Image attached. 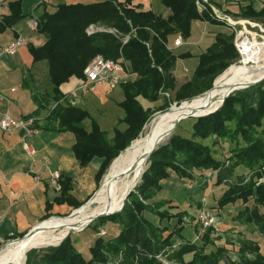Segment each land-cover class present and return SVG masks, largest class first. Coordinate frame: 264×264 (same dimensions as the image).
<instances>
[{"label":"trees","instance_id":"16d2710c","mask_svg":"<svg viewBox=\"0 0 264 264\" xmlns=\"http://www.w3.org/2000/svg\"><path fill=\"white\" fill-rule=\"evenodd\" d=\"M6 1L9 13L0 18V32L29 17L23 11V0ZM223 1L215 0V3L223 8ZM161 2L169 11L167 14L144 9L132 0H92L86 3L61 1L54 9L47 3L37 17L36 33L43 36V41L41 44L29 42L28 49L33 62L46 61L52 89L41 94L32 89L38 107L25 117L48 110L47 127L74 134L72 150L82 167L94 159L99 160L94 191L100 187L113 160L141 136L154 114L170 106L166 101L158 109H152L144 106V100L157 102L160 90H175L172 103L191 102L210 90L214 80L240 60L234 43L235 31L227 30L224 22L208 12L200 14L195 0ZM236 15L264 23V0L262 6L257 0H248ZM197 21L216 27L213 42L203 52L193 55L185 46L176 51L168 48L167 41L179 34L189 40ZM93 23L112 27L119 34H88L87 28ZM126 35L130 37L123 43ZM97 54L117 61L126 60L136 75L120 86L124 97L118 105L124 115L112 136L93 119L87 127L85 120L92 118L90 112L65 99L61 89L73 77H82L84 68ZM191 57H198L192 76L178 87L174 73L177 60ZM193 118L191 137L181 136L175 130L169 140L149 156L148 167L125 199L123 209L96 219L117 223L120 232L116 236L94 238L89 246L90 256L85 257L70 235L58 246L27 252L26 264H115L107 252L121 253L119 264H164L161 256L178 264H264V242L256 235L230 247L226 233L212 225L203 237L197 238L201 225L193 211L199 210L203 201L179 202L166 185L172 178H192L196 170L211 171L214 184L224 189L218 198L219 206L238 202L235 217L239 227L251 226L264 236V179L261 180L264 177V80L241 92L230 93L215 113ZM210 137H222L235 143L226 147L225 160L217 158L216 149L204 142ZM61 185L54 202H67L71 207L57 214L51 212L53 202L47 201L41 221L69 215L94 193L85 200H78L71 194L70 177ZM187 215L191 216L190 223L185 221ZM187 224L196 231L192 238L184 235ZM90 226L98 229L99 224H89L86 228ZM27 232L10 240L23 237ZM223 238L226 243L218 244Z\"/></svg>","mask_w":264,"mask_h":264},{"label":"rangeland","instance_id":"374dc122","mask_svg":"<svg viewBox=\"0 0 264 264\" xmlns=\"http://www.w3.org/2000/svg\"><path fill=\"white\" fill-rule=\"evenodd\" d=\"M38 1L39 0H23V11H24V13H26L28 15L31 14L34 11L33 9L37 6ZM59 1H62V0H58V2ZM64 1H67V2L80 1V2L86 3V2H90L92 0H64ZM223 3H224V5L222 7H223V9H225V11H227L229 14L233 15L235 18H240L241 16H238L236 14L240 12L241 5L247 4L248 0H241V1L240 0H238V1L225 0V2L223 1ZM257 3L259 4V6H262V0H257ZM55 7H56L55 4L50 5L51 9H54ZM154 9H155V11L161 12L164 14H167L169 12L168 9L162 4V2L160 0H155ZM42 12H43L42 7H39L35 11L34 15L38 16V15L42 14ZM26 19L21 20L17 24V26L20 28L26 29V22H27ZM250 19H252V18H250ZM252 20L258 22L262 26V28L259 26L247 25L246 28H247L249 33H245L243 36H241L239 42H242L244 38H248V37H250L249 39L255 38L258 42L264 41V23H262L261 21H257L255 19H252ZM97 25H103V24H97ZM104 26H106V25H104ZM215 28L216 27L212 26L210 23H208L206 21L194 22L192 36L189 40H187L188 44H186L184 46L193 55L200 53V52H203L206 49V47L213 42L214 37H215ZM226 29L232 31V28L228 25L226 26ZM172 41H173V39L168 40L167 44L171 45ZM28 43H29V39H28V42L26 45H28ZM234 43H235V40H234ZM184 46H182V47H184ZM178 49H172V50L176 51ZM239 53H240V60L238 61V63H235V64H240V62L243 59L242 51H239ZM15 54H12L9 56H13ZM44 62H46V61H44ZM197 62H198V57L182 58V59L177 60V65H176L174 73L176 75V83H177L178 87L181 84H183L184 82H186L188 79H190ZM231 65H234V64H231ZM38 76L41 79H40V82L38 84L32 85L34 90H36L39 94H41V92H43L45 90L52 89V83H51V79H50L48 70L45 71V70H42L40 68L38 70ZM134 77H136V75ZM77 78H79V77H73L69 81V82H72L70 84L73 85L74 82L76 81L75 79H77ZM215 80H214V82H215ZM252 86H254V85H252ZM100 87H101L100 94H97L95 92L94 93L89 92L88 94L84 95V97H82L83 99L80 97L77 100V103L80 104L81 106L85 107L90 112V114L92 116V118L85 120V124L87 127L91 126V122L93 119L101 126V128L103 130H106L109 135H113L115 126L119 122V119L122 118L124 115L123 109L118 105V101L123 99L124 93H123V90L120 86L117 88H110L108 85L104 84ZM213 87H214V83H213ZM249 87H251V86H249ZM249 87H247V88H249ZM247 88L239 89V90H236L235 92H239V91L241 92L243 90H246ZM14 89L15 88H13L12 90H14ZM13 95L14 96L22 95L21 99L18 98L19 102L17 105H19V111H21L24 114H27L33 110V108L31 107V104L34 101H32V99H31L33 97L31 96V92L29 90H22V91L19 90L17 93H14ZM159 96H160V99L157 102H148L146 100L143 101V104L145 107H150L152 109H158L159 106L166 101H168L170 103V106L167 107V109L157 111L154 114V117L157 114L171 108L172 104L173 105L175 104V103H172L173 99L175 97V90H170V91L169 90H160ZM85 99H87V101H85ZM47 111L48 110H42L41 112L46 114ZM194 121L195 120L193 117H189L187 119L180 121L179 124L177 125L178 126L177 129H175L177 134L184 136V137H191L192 125H193ZM149 123L150 122H148L145 125L141 135L145 132L146 127L149 125ZM175 130H174V132H175ZM17 131H19V130H17ZM2 132L6 133L5 131L0 129V137L2 136ZM39 138H41V137H38V136L34 137V138L28 137V138H25V140L27 142H30V140H31V142L34 144L36 141L39 140ZM169 138H168V140H169ZM56 140H57L58 144L60 145V149L57 150L56 152L61 151V152H59V154H61L60 157L62 156L63 163L67 162V164H68V163H70V161L74 162L75 158H74L73 153H72V144L74 143V140H75L74 134L71 132H68V131L63 132L62 134H59V136H57ZM168 140H166L165 142H167ZM22 141L23 140H20V142H22ZM214 141L215 142L217 141V143L214 144ZM165 142H163V143H165ZM204 142L211 145L212 147H214V149H216V151H217V153H215V156L217 158L223 159V160H225V158L227 156L226 147L229 145H233V146L235 145V143H233L229 140H226L222 137H210V138L204 140ZM241 142H243V141L241 140ZM163 143H161V144H163ZM8 154H10V153H8ZM40 156H42V154L37 155V157H40ZM10 157L11 156H7L6 158H10ZM0 158H2V156ZM89 166L83 170H86V172H88V173H90V172L92 173L93 172L92 168H94V163H91ZM110 167H111V165L109 166L107 172L105 173V175L101 181V184L104 182L105 177H106ZM147 167H148V164H147ZM147 167H146V169H147ZM74 172L79 173V170L78 171L74 170ZM244 172L247 173L246 170H244ZM15 173H17V172H15V171L10 172V175L12 176ZM214 176H215V174H214ZM37 177L39 178V176H37ZM76 177H77V181H78V187H80V189H82V191H83V195H81L79 197L85 198L88 194H90L95 189L96 185L93 181V178H90L87 174L86 175L81 174L80 176L77 175ZM263 179H264V177L261 178V180H263ZM43 180H46V177H44ZM184 181L188 184L187 185L188 189H186V191H184L182 196L179 197L180 193L179 194L177 193L174 196L179 199V202L182 201L183 203H188V201H191V200H192L191 202L198 203L200 200H202L203 201L202 206L199 208V210L198 209L194 210L193 213H195L197 215L199 222H200V219H199L200 211H202L201 214H202V217L205 221H207V220L212 221V219H214L212 221V223L215 224L214 225L215 229L217 231L226 233L227 240H229L231 242L228 244L230 247H233L234 245L239 244V242L242 239H252V238H254L255 235H256L257 239L264 242V236L259 234V232L257 230L253 231V229H254L253 227H251V226H245L244 228L239 227L238 221L236 220V217H235V215L237 214L236 210H238V208H239L238 202H236L235 204L227 205L225 207L219 206L218 198L222 195L224 189L222 186H218V185L214 184V182H213L214 179H213L211 171H209V170H196V171H194V176L192 178L184 179ZM182 182H183V180H182ZM169 183H170V185L175 184L174 182H169ZM43 185H44L43 182H41L40 186H43ZM177 185L178 186L175 187V189L179 190V188L183 184L181 182H179ZM90 203L93 205L95 204L93 202V200L91 202H89L88 204L91 205ZM120 211L111 213V215H114L115 213H118ZM59 217H64V216H59ZM190 217H191L190 215L185 216V221H187V223L191 222ZM53 218H58V217L52 216V218H50V219H47V220L42 221V222L40 221L36 230H38L43 225V223H45L46 221H49ZM97 223L99 224L98 229H94L92 226H90L86 229L84 228L85 230L84 229L79 230V231H76V232L71 234V238L76 240V244H77L78 248H81L83 255L85 257L90 256L89 246L92 244L94 238L101 236L105 239H108V238H112V237L116 236L120 232V226L112 220H107V221L95 220V221L91 222L90 224L93 225V224H97ZM210 226H212V225H210ZM199 232H200V229L197 233H199ZM206 232H207V229L203 233V236L205 235ZM184 235H186L189 238L194 237L196 235V231L194 230L193 226H191L190 224H187L185 229H184ZM224 239L225 238H223V240H221V241H218V244H225L226 241H224ZM13 242H14L13 240H4V241L0 242V251L3 248L12 245ZM55 246L32 248L29 251H31L33 249H37V250L46 249V248L55 247ZM262 246L264 247V244ZM231 252H234V251H231ZM107 254H108V256L111 257L112 262H115V264H119V261L121 259V255H122L121 253H119L118 255H113L112 252H107ZM161 259L163 260L164 264H178L177 262H175L173 260L167 259L166 256H161ZM26 261H27V254H26L25 264H26ZM7 264H12V263L8 262Z\"/></svg>","mask_w":264,"mask_h":264},{"label":"crops","instance_id":"0c3cea01","mask_svg":"<svg viewBox=\"0 0 264 264\" xmlns=\"http://www.w3.org/2000/svg\"><path fill=\"white\" fill-rule=\"evenodd\" d=\"M59 2L58 0H52L49 5H57ZM132 3L139 4L144 9L155 10V0H132ZM39 7H42V10H44V5H41L38 1L37 6L33 9L34 11L29 14V17L26 19V29L16 25L4 32H0V46L10 43L19 36H26L29 42L41 44L43 36L37 34L36 31H31L28 26L29 18H37L39 16L34 15ZM7 13H9L8 1L0 0V18ZM40 68L45 71L48 70L46 62H33V57L29 52L28 45L22 46L15 55H8L2 58L0 62V94H2L5 99L0 102V105L3 111H8L14 118H20L33 113L37 109L38 104L31 98L32 101H34L31 104L33 110L27 114L22 113L19 111V105H17L19 102L18 98L21 99L22 95L14 96L13 94L17 93L19 90H29L33 97L32 85L40 82L41 78L38 76V70ZM70 83L72 82H67L61 86L63 92L72 87ZM100 86H96L92 92L100 94ZM13 88L15 89L12 90ZM82 97L84 96H81V98ZM85 101H87V99H85ZM76 104L80 105L77 102ZM36 117L40 125L39 134L27 136L22 131L14 130L6 133L2 132V136L0 137V157L2 156V158H0V242L10 240V238L27 232L36 224H39L46 213L47 201L53 202L51 208V212L53 213L58 214L69 210L71 207L69 203L65 202L60 204L54 202V199L59 196L61 192V190H56L51 184V176L54 171L60 172V182L66 177L71 178V194L78 200H85L93 192L95 193L98 190L94 191L96 189L95 187L85 198H80L79 196L83 195V191L78 187L76 176L87 174L90 178H93L97 186L95 173L100 163L99 160L94 159L91 162L94 163L92 173L83 170L91 163L86 167H82L76 159L73 150L72 153L75 161H70L68 164L67 162L63 163L62 156L60 157L61 154H59L61 151L56 152L60 149V145L56 138L63 132L56 131L50 125H48L50 127H47L46 114L43 112L36 115ZM37 136L41 138L34 144L31 140L30 142L25 140V138H34ZM20 140L23 141L20 142ZM38 154H42V156L37 157ZM7 156L11 157L6 158ZM74 170H79V173H75ZM14 171L17 173L11 176L10 172ZM37 176H39V178ZM44 177H46V180H43ZM182 180L172 178L166 182L167 187L170 189V193L176 199L178 198L174 195L180 193V197L183 195L184 191L188 189V184L184 180L182 182ZM41 182H43V186H40ZM169 182H174L175 184L170 185ZM179 182L183 185H181L179 190H176L175 187L178 186L177 184Z\"/></svg>","mask_w":264,"mask_h":264},{"label":"bare ground","instance_id":"6f19581e","mask_svg":"<svg viewBox=\"0 0 264 264\" xmlns=\"http://www.w3.org/2000/svg\"><path fill=\"white\" fill-rule=\"evenodd\" d=\"M249 38L241 42L243 59L240 64L230 66L221 74L208 93L196 96L191 102L184 101L181 107L182 103L174 104L150 121L145 132L113 161L101 189L91 199L94 205L83 206L73 216L46 221L32 235L15 240L0 251V264H25L30 249L58 245L70 230H82L96 215L119 211L129 192L139 183L151 150L168 140L171 136L168 132L176 121L215 110L227 95L264 75V41Z\"/></svg>","mask_w":264,"mask_h":264},{"label":"built area","instance_id":"2783aa9c","mask_svg":"<svg viewBox=\"0 0 264 264\" xmlns=\"http://www.w3.org/2000/svg\"><path fill=\"white\" fill-rule=\"evenodd\" d=\"M52 0H39L41 5L50 3ZM238 1V0H234ZM241 1V0H240ZM197 10L200 14L208 12L213 18L224 22L226 25L230 26L232 30L235 31V45L239 51L241 50V42H239L240 37L245 33H249L246 26H262L250 19L245 17L235 18L233 15L229 14L225 9L219 7L215 0H195ZM28 26L31 31H37V18H29ZM240 27V28H239ZM95 32H111L119 34L118 31L112 27L90 24L87 28L88 34H93ZM129 35L123 37V43H126L129 39ZM28 38L26 36H19L10 43L0 46V62L4 56L15 54L22 46L26 45ZM188 44V41L181 35H177L172 44H167L169 49H178L182 46ZM135 73L132 71L129 63L122 59L120 61L106 58L102 54H97L94 56L89 63L86 65L83 71V76L75 79L76 81L69 89L65 90L63 93L65 99H69L72 103L76 104L77 100L89 92H92L96 86L108 85L110 88H117L122 84L127 83L129 80L134 78ZM5 99V97L0 94V102ZM0 128L5 132H11L14 130L22 131L27 136H33L39 134L40 127L38 125V118L36 116L13 118L8 111H3L0 105ZM33 152V151H32ZM61 174L59 171H54L51 176V184L56 190H61L62 185L60 182ZM200 211V232L198 237H202L205 230L210 225H215L212 221H205Z\"/></svg>","mask_w":264,"mask_h":264},{"label":"water","instance_id":"95a60500","mask_svg":"<svg viewBox=\"0 0 264 264\" xmlns=\"http://www.w3.org/2000/svg\"><path fill=\"white\" fill-rule=\"evenodd\" d=\"M232 66V65H231ZM230 67V66H229ZM228 67V68H229ZM227 68V69H228ZM264 80V75L262 76V77H260V78H258V79H256V80H254V81H252V82H250V83H248V84H246V85H244V87L243 88H247V87H249V86H252V85H255V84H257V83H259V82H261V81H263ZM216 81V80H215ZM214 85H215V82H214ZM212 89V88H211ZM210 89V90H211ZM210 90H208L207 92H205L204 94H206V93H208ZM230 95V94H229ZM229 95H227L226 97H225V99L229 96ZM225 99L223 100V103H224V101H225ZM184 103H186V102H183L181 105H180V107L184 104ZM223 103H222V105H223ZM222 105L221 106H219L218 108H216L215 110H212V111H210V112H208V113H205L204 115H202V116H207V115H209V114H212V113H215L216 111H218L221 107H222ZM190 117H192V116H190ZM200 117V116H199ZM183 118V117H182ZM181 118V119H182ZM189 118V117H188ZM180 119V120H181ZM179 124V121H176V123H175V125L173 126V128H171V130H169V134L171 133H173L174 132V130L176 129V127H177V125ZM161 140V139H160ZM158 148V146L157 147H154L152 150H151V152H150V156H151V154L156 150ZM102 185H103V183L100 185V187L98 188V190L91 196V198L87 201V202H85L83 205H81L79 208H76V209H74L69 215H67V216H64V217H60V218H67V217H70V216H73L74 215V213L76 212V211H78L80 208H82L83 206H85V205H87L90 201H91V199L94 197V196H96V194H97V192L100 190V188L102 187ZM135 189V188H134ZM133 189V190H134ZM133 190H131L130 192H129V194L133 191ZM128 194V195H129ZM128 195H127V197H128ZM126 197V198H127ZM124 204H125V202L123 203V205H122V207H121V209L123 208V206H124ZM120 209V210H121ZM119 210V211H120ZM109 213H105V212H103V213H100V214H98V215H96L95 217H93V218H91L90 219V222L84 227V228H86L91 222H93L94 220H96V219H98V218H100V217H103V216H106V215H108ZM57 217H59V216H57ZM50 218H52V217H50ZM50 218H48V219H50ZM45 220H47V219H45ZM45 220H43V221H45ZM37 227H38V224H36L34 227H32L23 237H18V238H16V239H13V241H15V240H21V239H23V238H25V237H27V236H29V235H32L33 234V232L37 229ZM84 228H82V230L84 229ZM74 232H76L75 230H70L68 233H67V235L64 237V239H66L67 237H69L72 233H74ZM63 239V240H64ZM62 240V241H63ZM61 241V242H62ZM61 243H59L58 245H60ZM58 245H56V246H58Z\"/></svg>","mask_w":264,"mask_h":264}]
</instances>
